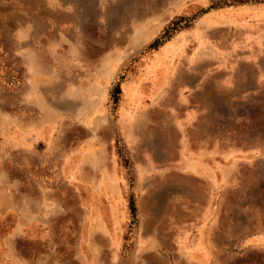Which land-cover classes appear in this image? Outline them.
<instances>
[{
    "label": "rangeland",
    "instance_id": "374dc122",
    "mask_svg": "<svg viewBox=\"0 0 264 264\" xmlns=\"http://www.w3.org/2000/svg\"><path fill=\"white\" fill-rule=\"evenodd\" d=\"M0 264H264V3L0 0Z\"/></svg>",
    "mask_w": 264,
    "mask_h": 264
},
{
    "label": "trees",
    "instance_id": "16d2710c",
    "mask_svg": "<svg viewBox=\"0 0 264 264\" xmlns=\"http://www.w3.org/2000/svg\"><path fill=\"white\" fill-rule=\"evenodd\" d=\"M261 2L264 3V0H260ZM178 21L177 22H174V23H171L169 27H166L162 33H161V36L154 39L148 46H147V49H154L156 48L158 45H160L163 41L167 40L172 32L175 30V26L177 25ZM119 93V87L118 85H116L113 89V92L111 94V98H112V102L115 103L116 102V96L117 94ZM129 208H130V213L132 216H134V212H135V209H134V206H133V203L130 201L129 203Z\"/></svg>",
    "mask_w": 264,
    "mask_h": 264
}]
</instances>
